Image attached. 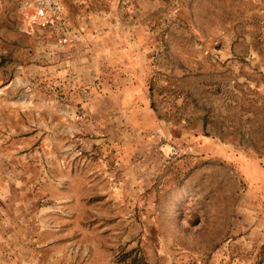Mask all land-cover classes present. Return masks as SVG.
Listing matches in <instances>:
<instances>
[{"label":"rangeland","instance_id":"obj_1","mask_svg":"<svg viewBox=\"0 0 264 264\" xmlns=\"http://www.w3.org/2000/svg\"><path fill=\"white\" fill-rule=\"evenodd\" d=\"M1 133L110 264H264V0H0Z\"/></svg>","mask_w":264,"mask_h":264},{"label":"crops","instance_id":"obj_2","mask_svg":"<svg viewBox=\"0 0 264 264\" xmlns=\"http://www.w3.org/2000/svg\"><path fill=\"white\" fill-rule=\"evenodd\" d=\"M0 135V264H110L106 245L91 244L77 218L51 204L52 180L18 141ZM56 193L59 196L56 197Z\"/></svg>","mask_w":264,"mask_h":264}]
</instances>
